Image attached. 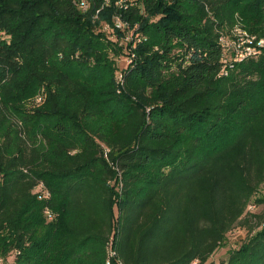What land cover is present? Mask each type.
<instances>
[{
	"label": "trees",
	"instance_id": "trees-1",
	"mask_svg": "<svg viewBox=\"0 0 264 264\" xmlns=\"http://www.w3.org/2000/svg\"><path fill=\"white\" fill-rule=\"evenodd\" d=\"M80 1L0 0V257L206 264L243 227L225 264H264V45L234 62L220 42L264 41V0ZM120 14L147 41L118 92Z\"/></svg>",
	"mask_w": 264,
	"mask_h": 264
},
{
	"label": "built area",
	"instance_id": "built-area-1",
	"mask_svg": "<svg viewBox=\"0 0 264 264\" xmlns=\"http://www.w3.org/2000/svg\"><path fill=\"white\" fill-rule=\"evenodd\" d=\"M90 5V0H81L80 1V8L83 11H87ZM137 2L135 0H103L102 2V9L107 7L110 8L114 6L116 9H119L121 11H127L131 7L137 6ZM141 7V6H139ZM100 12V10L97 11V14ZM104 29L109 31L113 37L115 38L118 44V48L122 50V54L120 56H115L113 52L112 59L113 61H125V67L128 68L130 65L134 63L137 59V55L135 53V49L137 46L144 44L147 41V37L141 34L140 28L137 26H131L128 21H124L123 18L120 15L113 16L111 23L107 22L104 25ZM236 35H240V37L245 38V40L248 42L247 45L239 50L241 46H243L244 43H241V39L237 38ZM245 34L241 31H238L235 33V36L233 38L222 36L220 38V42L224 48V53L227 57L232 58L234 62H240L247 56L256 55L258 53L259 48H261L264 45V41L257 42L256 47L249 46L253 43L255 38H248L247 36H244ZM124 80H125V72L120 71L117 73L115 78V83L117 86L118 92L121 91V89L124 87ZM45 97V90L42 94L38 96L37 102L40 105L43 102V99ZM104 153L106 159H108V154L110 153V149L104 148ZM111 165V164H110ZM115 168V167H114ZM34 193L37 195L38 199L41 201L47 200L50 198L51 193L46 189L44 183H39L34 188ZM253 206V207H252ZM250 206V210L254 208L255 206ZM44 216L47 220V222H53L57 218V213L54 212L49 207L45 208L44 210ZM15 254H19V252H15ZM15 256L11 257L10 264H15ZM6 259L0 257V264H4Z\"/></svg>",
	"mask_w": 264,
	"mask_h": 264
},
{
	"label": "rangeland",
	"instance_id": "rangeland-1",
	"mask_svg": "<svg viewBox=\"0 0 264 264\" xmlns=\"http://www.w3.org/2000/svg\"><path fill=\"white\" fill-rule=\"evenodd\" d=\"M102 33L105 34L107 38L113 39L112 34L105 30L104 27L101 28ZM237 38L241 39V43H244L243 46H241V49H243L247 45V41L245 38L240 37V35H236ZM113 52H109V57L112 59ZM115 67H116V75L118 72L123 71V68L125 67L126 62L125 61H113ZM115 75V78H116ZM45 89L42 87H39L36 89V91H32L30 95L27 96V98L23 101L22 105L23 108L25 109H31L33 107L38 106V96L43 93ZM39 137V142H42L44 144L43 137L41 135ZM264 195V186L261 188L259 194L257 197H260ZM253 207V206H252ZM251 211L255 214L263 215L264 216V205L261 206H255L254 208L251 209ZM248 236V230L243 227H236L234 228L228 235L226 239V243L222 245L208 260L206 264H225L227 260L229 259V254L231 251L238 249L240 245L247 239ZM11 254H7L5 256H2L1 258L6 259L4 264H10L11 261Z\"/></svg>",
	"mask_w": 264,
	"mask_h": 264
}]
</instances>
